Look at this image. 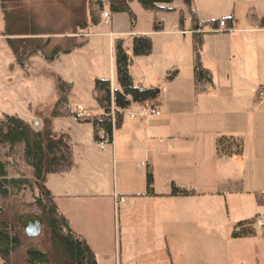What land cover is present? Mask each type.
<instances>
[{"label": "crops", "instance_id": "1", "mask_svg": "<svg viewBox=\"0 0 264 264\" xmlns=\"http://www.w3.org/2000/svg\"><path fill=\"white\" fill-rule=\"evenodd\" d=\"M193 5L196 22H204L199 18L209 20L204 22L209 30L193 26L185 31L182 24L181 29L167 31L173 37L186 36L189 46L186 43V50H177L169 59L161 57L158 62L162 76L175 73L173 80H163L167 83L161 84L160 97L149 104L160 112V117H129L113 131L110 145L113 155L120 157L122 170L120 184L115 183L112 195L103 190V182H97L99 175L94 171H85L84 176L80 175L84 182L80 181L73 173L76 166L58 175L55 189L47 188L55 200L87 202L88 207L77 210L75 223L56 205L72 231L93 251L97 264H212L210 216L212 201H222L221 195L216 196L218 188L240 182L243 193L250 179L255 184L259 181L254 166L259 159L264 162V101L257 96L258 88H264V2L205 0L203 13ZM218 16L220 20L233 16L230 31L213 32L212 22ZM151 33L138 31L136 36ZM194 35L202 37L201 59L213 84L208 92L199 95L193 80L194 42L190 36ZM109 38L113 42L115 35L110 33ZM182 70L186 72V83L180 82ZM131 76L134 84L141 87ZM111 87H115L112 81ZM101 114L99 111L95 116ZM36 121L39 129L40 120L35 118ZM221 136L241 138L243 154L219 158L216 142ZM213 163L222 166L221 174H212ZM125 169H131L132 175L125 174ZM147 173L152 175L153 196L146 194ZM172 186L193 190L195 195L172 197ZM253 190L249 191L253 198L255 193L264 192L256 186ZM114 196L126 201L118 209L121 213L117 223L114 220L110 225L115 208L94 202L109 197L112 204ZM91 201L94 202L89 204ZM218 257L214 256L213 264H220Z\"/></svg>", "mask_w": 264, "mask_h": 264}, {"label": "trees", "instance_id": "2", "mask_svg": "<svg viewBox=\"0 0 264 264\" xmlns=\"http://www.w3.org/2000/svg\"><path fill=\"white\" fill-rule=\"evenodd\" d=\"M44 9L49 8L51 0H43ZM134 0H57L62 7L63 17H53L52 26L45 27L35 5L27 0H0L4 30L0 33L13 55L16 64L26 69L30 60L36 56L52 62L59 55H67L81 47L77 37L96 26L103 14L127 13L134 16L130 3ZM146 11H171L166 6L173 0H135ZM190 8L192 0H183ZM104 19V18H103ZM219 21H225L231 28L233 16L212 22L215 28ZM133 24V20H132ZM198 30V24L194 21ZM160 24L154 26V32H161ZM60 36L62 40L52 45L51 37ZM82 37V36H80ZM193 80L196 94H204L212 88V75L201 59L202 37L193 36ZM113 60L115 87L108 79H97L92 86V99L101 115L78 118V113L68 104L71 84L56 78L58 100L50 109V116H73L79 123L92 124L94 140L98 143H112L113 131L121 128L125 113L135 105H145L157 101L161 91L158 88L144 89L134 84L130 74L132 59L124 47L122 39H113ZM134 58L147 57L152 53L150 36H134L131 42ZM175 73H169L168 80H173ZM39 119V118H37ZM40 120V119H39ZM244 151L241 138L221 136L216 142L219 158L240 157ZM73 166L72 144L67 134L52 131L50 121L37 129L17 116L3 115L0 118V264H97L96 257L88 244L69 226L67 219L59 212L55 199L46 187L49 175L68 172ZM147 196H153V179L146 174ZM29 191L33 196V207L42 222L41 233L37 238L25 236L21 220L25 214L10 213L3 202L11 197ZM242 193L240 182H229L220 186L216 195ZM195 192L186 188L172 186L170 196L190 197ZM258 206L264 207V192L254 194ZM259 215L239 222L232 233L235 239L255 236V225L264 220ZM264 244V225L259 227Z\"/></svg>", "mask_w": 264, "mask_h": 264}, {"label": "rangeland", "instance_id": "3", "mask_svg": "<svg viewBox=\"0 0 264 264\" xmlns=\"http://www.w3.org/2000/svg\"><path fill=\"white\" fill-rule=\"evenodd\" d=\"M67 1L71 3L72 0ZM101 1L107 4L108 0ZM260 1L264 2V0ZM27 2L36 6L42 17V23L47 28L52 26L50 18L63 17L64 11L57 0H51L49 2L50 7L46 9L43 7V0H27ZM204 2L205 0H192V5L188 8L183 0H173L171 4L166 6L171 11H146L134 0L130 3L134 19H131L127 13H110L106 8L105 11L108 13L109 18L107 20L102 18L98 25L91 26L83 33L82 38L78 39L79 43L85 42L81 47L71 54L59 55L52 62L45 61L42 56H36L30 60V66L25 70L16 64L5 38L0 36V118L3 115L17 116L31 125L35 118H39L40 128L44 126L46 121H50L54 133L70 136L73 166L77 167H74V175L82 181L81 174L84 176L86 172L94 171L95 174L99 175L97 182H103V190L112 195L115 183L119 185L121 181L120 157L118 154L113 155L109 143L104 144V151L100 149V143L94 140L92 124L79 123L73 116L56 118L50 116V108L58 100V91L55 88L56 78L60 77L63 81L71 84L72 89L68 95V104L72 110H75L77 106H82L92 114H98L99 110L96 108L91 94L93 82L97 79H108L115 85L114 60L113 53H111L113 42L109 38V34L112 33L115 35V39L124 41V47L132 59L130 73L136 77L135 82L140 83L144 89L154 86L162 91L161 87L167 83V81L163 83V80L168 79L169 74L162 76V70L158 67V62L161 61V57L162 60L169 59L172 53L177 50L178 52L186 50V43L189 46L186 36V39L184 37H173L167 31L181 29L182 24H184L185 31L191 30L196 20L193 13L196 12V9L193 4L199 6L201 13H203ZM218 13L221 12L218 11ZM220 19L221 16H218V20ZM199 20L206 23L209 21L202 18H199ZM155 23L161 25V32H154ZM174 24L176 28H174ZM207 28H209V25L203 26L204 30H207ZM3 30L4 21L0 8V33ZM144 30L152 32L147 35L151 36L152 53L147 57L134 58L131 51L132 39L138 31ZM190 39L193 40L191 36ZM51 40L52 45H57L61 42L62 37L54 36L51 37ZM193 46L192 44V52ZM180 65L183 67L184 64L181 62ZM181 74L180 82L186 83V72L182 70ZM162 83L163 86H161ZM140 106L135 105L125 113V122L129 118V113L137 110ZM36 124L38 126L37 121ZM245 167L250 169V166ZM254 167L257 174H259L257 184L250 179L245 184L243 193L216 195L221 197V204H215L212 201L210 216L212 264L216 260L214 258L216 255H219L220 264H222V260L224 261L223 264H264V244L261 239V230L257 224L255 225V236L242 239L232 237L233 230L239 222L251 219L256 215L261 218L264 216V207L256 205L253 196L249 193V191H254L255 186L259 189L258 191L264 190V162L259 159ZM84 168L86 169L84 170ZM221 168L222 166L216 167L213 163L211 165L212 174H214V171L221 174L223 170ZM129 170L125 169V174L128 176L132 175L131 169ZM92 176L93 173H91ZM57 178L58 175H49L46 178V187L55 189ZM33 196L34 194L31 192L24 191L18 196L11 197L8 201L3 202V205L10 213L25 214L27 216L36 215L38 211L32 205ZM224 197L225 199H222ZM72 200L56 199L55 202L58 204L60 211L72 219V223H75L77 210L88 206L86 201ZM125 201L124 198L114 196L113 205L109 204V197L102 201H91L89 204L94 202L98 206L108 204V206L114 207L115 215H111V225L114 220L117 223L118 214L121 213L118 209L124 205ZM118 239L119 237H117ZM240 241L247 242V245L242 246L239 243Z\"/></svg>", "mask_w": 264, "mask_h": 264}, {"label": "built area", "instance_id": "4", "mask_svg": "<svg viewBox=\"0 0 264 264\" xmlns=\"http://www.w3.org/2000/svg\"><path fill=\"white\" fill-rule=\"evenodd\" d=\"M103 18L105 20H107L109 18V15L103 14ZM197 24H198L199 30L203 26L207 25L204 22L197 23ZM226 31H230V29L226 26L225 21H219V23L217 24V27L215 29H213V32H226ZM257 96H258L259 100L264 101V88H258ZM76 111L78 113V118L85 119V118L90 116V114L85 109H83L81 107H77ZM129 117L131 119L139 118L141 120H148L151 118L160 117V112L156 108H154L153 106L145 104V105H141L140 107H138L137 110L131 112ZM34 126H37L36 122H34ZM105 143L106 142L100 143L101 150H103ZM263 225H264V220H259L257 226L261 227Z\"/></svg>", "mask_w": 264, "mask_h": 264}, {"label": "water", "instance_id": "5", "mask_svg": "<svg viewBox=\"0 0 264 264\" xmlns=\"http://www.w3.org/2000/svg\"><path fill=\"white\" fill-rule=\"evenodd\" d=\"M24 234L28 238H37L42 229L41 219L37 215L26 216L21 220Z\"/></svg>", "mask_w": 264, "mask_h": 264}]
</instances>
